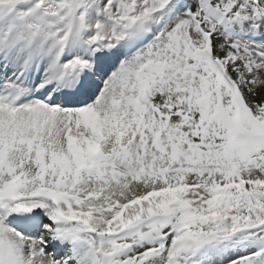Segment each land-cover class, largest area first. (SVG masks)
Listing matches in <instances>:
<instances>
[{"label": "snow or ice", "instance_id": "1", "mask_svg": "<svg viewBox=\"0 0 264 264\" xmlns=\"http://www.w3.org/2000/svg\"><path fill=\"white\" fill-rule=\"evenodd\" d=\"M0 264H264V0H0Z\"/></svg>", "mask_w": 264, "mask_h": 264}]
</instances>
